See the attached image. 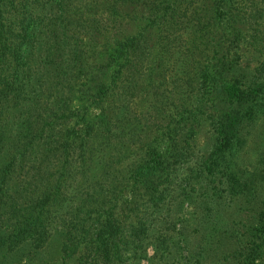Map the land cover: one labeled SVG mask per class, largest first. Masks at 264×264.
I'll return each mask as SVG.
<instances>
[{
	"label": "trees",
	"instance_id": "obj_1",
	"mask_svg": "<svg viewBox=\"0 0 264 264\" xmlns=\"http://www.w3.org/2000/svg\"><path fill=\"white\" fill-rule=\"evenodd\" d=\"M48 252L264 264V0H0V264Z\"/></svg>",
	"mask_w": 264,
	"mask_h": 264
},
{
	"label": "rangeland",
	"instance_id": "obj_2",
	"mask_svg": "<svg viewBox=\"0 0 264 264\" xmlns=\"http://www.w3.org/2000/svg\"><path fill=\"white\" fill-rule=\"evenodd\" d=\"M205 132H206V129L202 130V132L198 136V142H199L200 146H201V142L203 140ZM220 216L222 217V221H227V223H229L232 220V218H230L228 220L229 216L222 215V214ZM208 240H210V238H208ZM48 253H49V255H47V261L49 260L50 264H57V262L52 257V256L56 257V254L50 253V252H48ZM0 257H1V255H0ZM219 257H220L219 255H215L212 253L207 254V260L210 259L212 263H216ZM9 264H34V263L30 262V261H26V259L23 257H18L17 259L14 258V260L12 262H10ZM141 264H145V262H142Z\"/></svg>",
	"mask_w": 264,
	"mask_h": 264
}]
</instances>
